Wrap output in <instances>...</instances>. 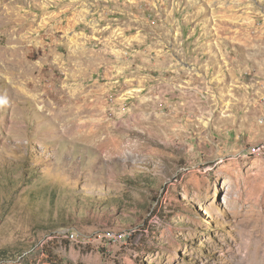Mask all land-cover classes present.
<instances>
[{"label": "rangeland", "instance_id": "1", "mask_svg": "<svg viewBox=\"0 0 264 264\" xmlns=\"http://www.w3.org/2000/svg\"><path fill=\"white\" fill-rule=\"evenodd\" d=\"M263 104L264 0H0V264H264Z\"/></svg>", "mask_w": 264, "mask_h": 264}, {"label": "built area", "instance_id": "2", "mask_svg": "<svg viewBox=\"0 0 264 264\" xmlns=\"http://www.w3.org/2000/svg\"><path fill=\"white\" fill-rule=\"evenodd\" d=\"M263 109H264V104H263ZM259 121L262 123L264 121V117H261ZM247 152H248V154L264 153V139L254 143V144H251L247 148ZM71 235H73V234H71Z\"/></svg>", "mask_w": 264, "mask_h": 264}]
</instances>
